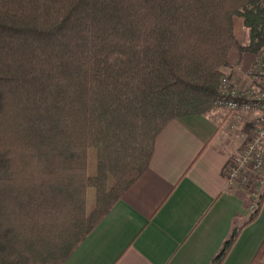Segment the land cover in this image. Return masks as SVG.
Returning <instances> with one entry per match:
<instances>
[{"label": "trees", "instance_id": "trees-1", "mask_svg": "<svg viewBox=\"0 0 264 264\" xmlns=\"http://www.w3.org/2000/svg\"><path fill=\"white\" fill-rule=\"evenodd\" d=\"M248 52L264 57L262 0H0V264L66 259L145 171L163 126L211 111ZM263 257L264 240L250 264Z\"/></svg>", "mask_w": 264, "mask_h": 264}, {"label": "crops", "instance_id": "crops-1", "mask_svg": "<svg viewBox=\"0 0 264 264\" xmlns=\"http://www.w3.org/2000/svg\"><path fill=\"white\" fill-rule=\"evenodd\" d=\"M242 24L233 19L241 43L248 36L247 30L239 39L238 33H246ZM251 60L246 53L228 76L245 77ZM225 124L217 110L168 121L142 175L66 259L48 264H212L232 229L254 210L246 193L226 180L224 166L237 138L228 142ZM263 240L264 196L257 217L240 230L222 264H250Z\"/></svg>", "mask_w": 264, "mask_h": 264}, {"label": "built area", "instance_id": "built-area-1", "mask_svg": "<svg viewBox=\"0 0 264 264\" xmlns=\"http://www.w3.org/2000/svg\"><path fill=\"white\" fill-rule=\"evenodd\" d=\"M246 77V82L237 84L224 76L221 96L214 107L228 111L224 120L230 129L248 123L254 111L258 114L245 145L224 166L226 180L246 193L247 206L253 210L264 195V57L255 56Z\"/></svg>", "mask_w": 264, "mask_h": 264}, {"label": "rangeland", "instance_id": "rangeland-1", "mask_svg": "<svg viewBox=\"0 0 264 264\" xmlns=\"http://www.w3.org/2000/svg\"><path fill=\"white\" fill-rule=\"evenodd\" d=\"M240 19L241 18L238 16L234 17V21H240ZM242 29L244 31H246L245 35H244V33H242V31H241V33H238V35H239V39L244 40L245 36H247V29L244 27L243 24H242ZM249 55L252 58L251 62L253 63V59L255 58V55H254V53L248 52V56ZM235 68L238 69V67H235ZM248 69H246V72L248 71ZM234 79H235V81H237V84H238V82H239V84L240 83L242 84V83L246 82V80H247L246 73H245V77L243 76V78H241L240 80H236L237 78H234ZM215 110H217V113L220 114V116H223V118L228 116V114H229L226 109L218 108V107L215 108L213 105L211 111H215ZM257 115L258 114L254 111L251 115L248 116V119H249L248 123H246L245 125H240V126L237 125V127L233 128V129H230L227 126V124H225V126H227V129L229 130V133L231 136L230 140H228V142L231 143V141L233 140L232 138H237V142L232 145V148H234V149H232L233 151L230 153V156L228 157V159L235 156L242 149V147L245 145L250 133L252 132V129L254 127L253 121H255V117ZM88 163H89V166H88L89 172L92 173L93 172V164H94V155H93L92 151L89 154ZM262 186L264 187V183ZM262 196H264V195H262ZM261 197H260V199H261ZM93 199H94V194L91 190H89L87 192V204H88L89 209L93 206ZM258 264H264V257L260 260V262Z\"/></svg>", "mask_w": 264, "mask_h": 264}]
</instances>
